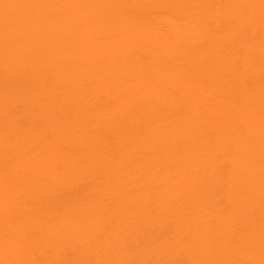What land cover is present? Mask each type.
<instances>
[{
    "label": "bare ground",
    "instance_id": "1",
    "mask_svg": "<svg viewBox=\"0 0 264 264\" xmlns=\"http://www.w3.org/2000/svg\"><path fill=\"white\" fill-rule=\"evenodd\" d=\"M0 264H264V0H0Z\"/></svg>",
    "mask_w": 264,
    "mask_h": 264
}]
</instances>
